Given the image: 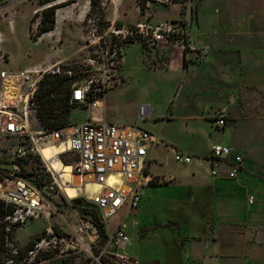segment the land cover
Listing matches in <instances>:
<instances>
[{
	"label": "built area",
	"instance_id": "built-area-1",
	"mask_svg": "<svg viewBox=\"0 0 264 264\" xmlns=\"http://www.w3.org/2000/svg\"><path fill=\"white\" fill-rule=\"evenodd\" d=\"M15 1L0 0V22L12 19ZM121 1L97 0L100 12L89 16L84 24L87 30L84 46L91 50L92 56L83 60L75 72L56 63L51 67L0 73V200L11 208L2 221V264H71L70 255L84 251L97 260L99 256L92 254L91 247L86 246L76 229L69 234L52 225L44 226L23 244L14 235L27 222L39 216L48 218L57 208L68 206L75 199L82 200L83 204L78 206L89 213L95 212L103 224L106 243L114 248L111 254L114 262L140 264L125 251L129 236L121 225L108 231L107 223L123 208L130 214L137 207L142 188L152 180L147 172L149 150L160 139L141 126L152 114L151 105L140 104L135 122L120 125L101 120L104 96L122 64V49L126 44L136 42L146 48L164 50L178 41L186 53L197 58L204 56L207 49L196 45L186 30L175 24L178 22L149 18L151 2L162 0H145L144 4L143 0H133L139 18L118 24L116 15ZM191 3L192 0H186L182 5L189 15ZM108 8L112 17L102 19ZM47 73L72 79L69 103L89 111L85 120L53 129L44 127L34 98L39 81ZM214 125L223 127L224 118L217 116ZM44 148L51 150L48 157L42 152ZM230 150L222 144L211 146L207 160L212 176L217 174L219 162ZM174 158L180 163L191 161V155L181 151L175 152ZM240 161L241 157L235 156L230 177L237 175ZM87 184H97L99 189L90 192ZM67 188L77 194L69 197ZM90 225L97 233L95 220Z\"/></svg>",
	"mask_w": 264,
	"mask_h": 264
},
{
	"label": "rangeland",
	"instance_id": "rangeland-1",
	"mask_svg": "<svg viewBox=\"0 0 264 264\" xmlns=\"http://www.w3.org/2000/svg\"><path fill=\"white\" fill-rule=\"evenodd\" d=\"M39 1H15L12 19L0 22V73L18 72L36 66L51 67L56 63L63 67L68 66L75 72L83 60L92 56L91 50L84 46L83 40L87 36L84 24L89 16L100 12L97 0H91L90 4L87 0H52L44 4H39ZM185 1H152L148 12L143 11V13L152 14V16L147 15L151 20L178 22L175 24L184 28L190 38L191 32L199 37H207V33H212L216 46L208 55L207 63L202 71L199 66L196 74L178 68L173 70L177 63L174 62L173 54L167 49H141L140 44L136 42L128 44L124 49L126 44L122 49V54H125L123 66L121 64L117 70L113 85L104 96L106 118L119 124L131 123L137 119L140 104L151 105L152 114L141 123L143 128L160 139V143L153 145L149 150V155L151 154L152 157L151 173L172 179L169 184H157L160 179L154 176L150 181L153 183L150 184L152 187L142 188L138 210L140 212L135 215L133 212L126 214L124 210H121L107 223V229L111 231L124 220V225L122 224L121 227L129 236L125 251L141 259L158 247L156 234L148 229L150 225L155 226L156 221L168 220L175 215L171 208H167L170 198L180 199L179 196L186 198L189 180L192 182L193 179L191 170L196 168L197 177L208 175L210 164L203 157L215 140L225 145L232 142L241 145V141L247 135L243 129H233L232 126L217 129L219 127L214 125V118L222 114L220 110L214 111L212 123L216 128L211 127L212 116L208 117L216 109L215 106L222 102L226 92L221 79L218 78L221 76L219 69L229 68L234 84L237 83L238 76L235 74H237L239 63L235 57L237 56L235 46L243 47L245 58L242 67L246 69L248 82L254 78L255 74L252 72V56L259 51L256 48H248L250 44H246L242 39L243 36L238 30L244 24V18L241 15L231 16L229 19L228 17L219 18L215 12L232 14L234 11L237 13L256 6L264 9L263 0L261 2L259 0H208L197 15L198 25L193 24L192 5L190 15L186 9H183L182 5ZM52 5L57 6L54 28L42 33L43 35H38L41 11ZM134 5L133 0L121 1L116 15V20L120 24H128L139 18ZM111 12V8H108L101 18L112 17ZM191 40L193 41L192 38ZM176 45L180 47L178 41ZM187 54L193 56L190 58H197L192 53ZM211 59L213 62H210ZM191 61L192 65H197L203 59ZM205 74L208 75L207 78L204 77ZM244 87L240 89L242 93L250 88ZM216 91H221L222 94H217ZM239 99L235 100V106ZM253 99L252 97L247 99V106L254 105L255 99ZM243 103H245L244 100ZM86 110L83 107L72 108L69 120L72 123L82 122ZM171 146L182 148L184 153L189 152L193 156L192 163L183 164L176 161ZM254 159H252L255 162L254 168L263 172L264 165L257 163ZM220 166L219 164V169ZM225 171L228 175L227 167L223 168L222 174ZM221 172L219 176L222 175ZM234 202L236 207L242 208L243 195L238 194ZM171 204L173 206V203ZM135 217L136 223L133 222ZM93 219L94 214L72 202L68 206L57 208L56 212L48 218L39 216L27 222L20 229H16L14 235L18 243L23 244L44 226L52 225L55 228L67 230L69 234L76 229L83 237L86 246L91 247L92 254L99 258L96 260L84 251L81 254L70 255L71 264H105V262L116 264L111 255L114 251L113 246L108 242L102 246L98 231L93 232L90 225ZM146 231L147 234L140 236ZM139 237H141L140 240Z\"/></svg>",
	"mask_w": 264,
	"mask_h": 264
},
{
	"label": "crops",
	"instance_id": "crops-1",
	"mask_svg": "<svg viewBox=\"0 0 264 264\" xmlns=\"http://www.w3.org/2000/svg\"><path fill=\"white\" fill-rule=\"evenodd\" d=\"M207 1L192 0L193 24L198 25L197 15H199L201 7H205ZM262 4L264 5V0ZM215 14L219 18L228 17V19L231 16L239 17L238 15H241L244 18V24L238 30L243 36L242 39L246 44H250L248 48L259 50L252 56V72L255 74L254 78L248 82L246 80V69L242 67L245 58L243 47L240 45L235 46L234 49L237 51L235 57H237L239 63L237 74H235L238 76L237 83L234 84V78L230 76L229 68L221 67L219 69L221 76L218 78L221 79L224 85L223 89H226V92L222 102L217 104L216 109L208 115V117L212 116L210 122L213 129L216 128L212 123L213 116H215L214 111L220 110L225 125L217 129L232 126L233 129H243L247 135L241 141V145L237 142L236 144L232 142L225 145L215 140L214 144L230 147L229 155L219 162L221 166L219 169L218 164L215 176L211 175L210 168L208 175L198 177L196 176V168L194 167L191 170L193 179L192 182L189 180L186 198L179 196L180 199L170 198V201H168L167 208H171L175 215L169 217L168 220L156 221L155 226L150 225L148 228L156 234L155 239L158 247L145 254L144 259L132 255L140 264H264V171L256 170L254 168L255 162L252 161L255 158L254 160L257 163L264 165V9L256 6L253 9H243L237 13L234 11L232 14L218 12H215ZM202 30H205V28H202ZM191 33V38L196 45L207 49L204 56L190 58L193 56L187 54L182 47L177 45L167 50L173 54L174 62L177 63L176 68L173 70L178 68L196 74L198 66L201 67L202 71L203 66L206 65L207 57L211 51H214L216 42H214L213 34L210 32L206 34L207 37H199L193 32ZM127 46L128 44L124 49ZM140 46L141 49L146 48ZM146 49L163 50L157 48ZM124 55L123 53L122 66L125 59ZM202 59L203 61L200 64L192 65L191 60L199 61ZM210 62H213V59ZM205 75L204 77L207 78L208 75ZM242 86L250 88L242 93L240 90ZM216 93L222 94L221 91H216ZM249 97L255 99L254 105L250 107L247 106ZM237 98L239 100L235 106ZM243 100L245 103H243ZM86 111L84 120L90 115L89 111ZM100 118L102 121L119 124L108 120L104 109ZM135 120L120 125H131ZM164 145L167 146L168 144L164 143ZM171 149L173 153L177 151L184 152L178 146H171ZM209 153L210 149L203 157L207 162ZM186 154L190 155L189 152H186ZM150 155L147 172L152 179L154 176L160 179L157 184H169L172 180L171 177L166 178L163 175L151 173L152 157ZM235 156L241 157L240 168L235 177H230L229 173L232 170V162ZM192 160L193 156L191 155V161L183 164H191ZM225 167L228 168V175L226 171L223 174L221 172ZM220 172L222 175L219 176ZM150 184L153 183H149L146 187H152ZM238 194L243 195L242 208L234 205ZM250 199L251 202H249ZM171 203H173V206ZM122 210L128 214L127 208ZM138 210L139 203L133 214L136 215L140 212ZM123 222L124 220L119 225H122ZM133 222H137L136 217L133 218ZM147 231L140 236L147 234ZM138 239L140 240L141 237Z\"/></svg>",
	"mask_w": 264,
	"mask_h": 264
},
{
	"label": "trees",
	"instance_id": "trees-1",
	"mask_svg": "<svg viewBox=\"0 0 264 264\" xmlns=\"http://www.w3.org/2000/svg\"><path fill=\"white\" fill-rule=\"evenodd\" d=\"M52 0H40L39 4L48 3ZM145 3V0L142 1ZM57 6L52 5L44 8L41 11L42 18L38 28V35L50 31L54 28L55 25V9ZM120 24V22L118 23ZM72 82L71 78L57 74V73H47L39 81L37 92L35 94V103L37 105V114L42 121L45 128L53 129L57 126L68 124L71 121L69 120L71 109L78 107L75 104L69 103L70 96V84ZM64 162L67 161L65 157H62ZM78 201L76 204L75 201ZM74 203L76 205H82V200L75 199ZM84 209V207H82ZM11 211L9 206H6L0 200V264H2L1 254L3 251V234L4 230L2 227V221L4 220L5 215ZM94 219L98 233L100 236V244L103 246L106 243V233L103 228V224L99 222L95 212ZM105 264H108L105 262Z\"/></svg>",
	"mask_w": 264,
	"mask_h": 264
},
{
	"label": "bare ground",
	"instance_id": "bare-ground-1",
	"mask_svg": "<svg viewBox=\"0 0 264 264\" xmlns=\"http://www.w3.org/2000/svg\"><path fill=\"white\" fill-rule=\"evenodd\" d=\"M43 154L45 157H48L51 153V150L49 148H44L43 149ZM55 167H58V164L54 165ZM69 168H66V170H68ZM87 189H90V192H93V190H98L99 186L97 184H87L86 185ZM66 193L68 194L69 197H74L77 193H75V191L71 188H67L66 189Z\"/></svg>",
	"mask_w": 264,
	"mask_h": 264
},
{
	"label": "water",
	"instance_id": "water-1",
	"mask_svg": "<svg viewBox=\"0 0 264 264\" xmlns=\"http://www.w3.org/2000/svg\"><path fill=\"white\" fill-rule=\"evenodd\" d=\"M75 203L77 204V203H78V201L76 200V201H75Z\"/></svg>",
	"mask_w": 264,
	"mask_h": 264
}]
</instances>
